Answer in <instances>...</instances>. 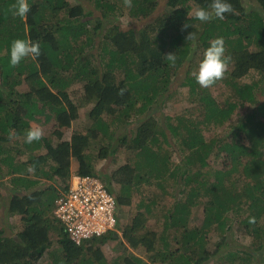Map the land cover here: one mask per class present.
Segmentation results:
<instances>
[{
    "label": "trees",
    "instance_id": "16d2710c",
    "mask_svg": "<svg viewBox=\"0 0 264 264\" xmlns=\"http://www.w3.org/2000/svg\"><path fill=\"white\" fill-rule=\"evenodd\" d=\"M89 1L97 14L81 0H28L31 11L22 20L8 11L14 0H0V165L7 166H0V178L15 190L6 212L18 218L11 233L0 227V264H109L102 252L108 243L119 249L112 264H203L222 245L209 253L206 236L224 235L232 218L250 240L243 251L229 249L226 261L264 264V99L257 81H241L251 72L264 76V0H254L258 9L249 12L242 0H228L238 14L206 24L189 12L211 0H164L163 12L156 10L158 0H133L131 9L123 0ZM124 15L145 19L142 30L121 27ZM190 31L196 41H186ZM217 37L232 57L217 82L227 88L221 99L192 75ZM17 38L39 42L42 54L13 68L10 45ZM170 52L174 65L164 57ZM182 66L189 111L167 116L164 124L154 112L139 120L159 97L179 93L170 85ZM82 106L90 108L77 124ZM133 120L139 123L130 138L115 135ZM227 121L223 135L219 127ZM32 122L51 124L52 136L25 143ZM68 129L70 137L60 139ZM207 130L213 134L206 140ZM13 143L24 147L22 154ZM119 151L126 160L109 175L96 167ZM31 164L34 173L27 171ZM73 174L100 178L114 195L118 218L114 231L79 244L52 212ZM170 185L179 186L180 197L159 203ZM152 187L157 190L144 195Z\"/></svg>",
    "mask_w": 264,
    "mask_h": 264
},
{
    "label": "rangeland",
    "instance_id": "374dc122",
    "mask_svg": "<svg viewBox=\"0 0 264 264\" xmlns=\"http://www.w3.org/2000/svg\"><path fill=\"white\" fill-rule=\"evenodd\" d=\"M69 1H73V0H69ZM110 1L117 2L118 5H120L119 0H110ZM81 3H83L85 11L87 12L93 11L94 14H97V11H95V9L93 10V5L90 3L89 0H81ZM242 3L248 12L252 9H258L254 0H242ZM195 8L196 7L194 6L190 10L189 16H192L191 13L194 11ZM156 10L158 12H163L164 10H168V8H166V4L164 0H158ZM151 18H154V16ZM118 22L121 27L131 26L135 29L142 30L146 20L145 19L140 20L139 18H131V17H128L127 15H124V16H118ZM105 23L107 22L104 21V24ZM95 50L96 48H92L91 50H89V52L95 53ZM185 69L186 67L182 66L180 67L179 71L177 70L178 72L177 74L173 76V80L170 85L171 91L178 89L179 93L178 94L175 93L174 95L167 94L166 96L159 97L156 101L153 102L152 110L150 109L149 111L143 113L140 116L139 120H143L144 117H146L148 113L154 112L156 113V116L158 117V120L161 122V124H164L166 122L167 116L173 118L176 115H183L187 111H189L190 108H188L189 104L187 103V88L180 87L181 81L183 80V76H184L183 73ZM241 81L242 82L257 81L259 84L258 94L261 96L262 99H264V94H261V92H264V76L260 77L259 74L251 72L247 77H244ZM76 87L78 86L75 85V88ZM211 88L214 93L213 95H215L217 99H221V96L219 95L220 92L227 91V88H225L220 83L214 85ZM89 108L90 107L88 106L81 107L80 118L76 121L77 124H80L81 121L84 120L86 112L88 111ZM197 114L198 112H194V115H197ZM232 118L235 121L238 117L233 116ZM139 120H133L132 122H130L131 124H126V125L121 126L120 128H117V130L115 131V135H118L121 133V134L128 135V138H130L134 134V130L137 124L139 123ZM32 125L42 126L44 129L45 137L52 136V133H51L52 125L51 124H42L40 122L39 123L32 122ZM224 125L225 126L219 127V132L221 131V134L226 135L229 129V127L226 126L228 125V121L225 122ZM71 132H72L71 129L65 130L64 135L60 139H67L68 137H70ZM212 134L213 132L211 130H207L206 133L204 132L205 139L207 140L208 137L211 136ZM18 140L20 144L22 141L20 138H18ZM10 141H12V139ZM13 144L15 145L16 143H13ZM96 148L97 147H95L92 150H95ZM22 153L23 152H21L20 154ZM172 155H173L172 159L176 161L175 159L176 154L172 153ZM20 156L23 157L24 155L23 156L20 155ZM125 160H126V156L123 154L122 151H119L116 153V155L112 156L107 161H105L104 159L98 160L96 167L99 168L101 166L102 167L104 166L106 168L105 169L106 175H109L116 168V166L122 164L123 162H125ZM71 162H72L71 169L72 171H74L76 169L77 163L74 162L73 160ZM215 165H217V163H215ZM0 183H1V186H0V227H2L6 233H9V232L11 233L14 229L16 230V228H18V218L17 217L11 218V216H8L6 212V207L8 203L9 194L11 193L13 194L15 190L12 189V185L8 182V180H6V178H4V180L1 181ZM167 188H168V190L166 191L167 193H164L162 199L158 200L159 203L170 204L175 199V197L177 198L180 197L179 186L170 185ZM155 190H157L155 187L146 189V193L144 195L150 196V193H152V191H155ZM138 199H139V196L133 199V204H132L133 207L137 204ZM127 214L128 215L126 216L128 217L130 213H127ZM201 218L202 216L200 214V210H197L195 208L193 210V223L194 224L200 223ZM124 221H125V218H123L120 222L122 223ZM237 221H238L237 218H232L231 221L229 222L230 229L228 230V232H226L222 236L217 232H210L206 236L205 247L209 251V253L211 251H214L213 250L214 247L221 240H222V245L219 247V251L213 252L214 254H212L209 260L207 259V261H205L203 264H239V262L230 263L229 260L227 259L226 261L224 257V255L228 253L227 251L229 249H234V250L238 249V250L243 251L244 249L247 248V245L249 243L250 235L246 232V230L240 224L237 223ZM150 225H153V222H150ZM118 251H119L118 247L115 246V244L113 243H108L102 246V252L105 255L104 259L109 264H112L116 260L118 256ZM243 253L244 252H242V254Z\"/></svg>",
    "mask_w": 264,
    "mask_h": 264
},
{
    "label": "clouds",
    "instance_id": "9594fccd",
    "mask_svg": "<svg viewBox=\"0 0 264 264\" xmlns=\"http://www.w3.org/2000/svg\"><path fill=\"white\" fill-rule=\"evenodd\" d=\"M125 8H133V0H123ZM8 11L13 17H19L20 19H26L27 14L31 11V6L28 0H14L9 6ZM229 14H238L233 5L228 0H211L207 7H197L191 13L193 18L199 21L201 24L209 23L213 20L223 21ZM189 28L186 23L182 26V31ZM186 41H196L197 35L194 32H188ZM41 45L39 42L33 43L30 39H14L10 45V65L15 68L20 63L31 58L33 60L41 56ZM167 61L173 65L176 62V53L170 52L165 56ZM232 63V57L227 54V48L223 37H217L210 42V46L207 47L203 53V58L198 65V70L193 72L192 75L196 83L201 88H211L226 78L229 71L230 64ZM124 89H121L118 94L123 95ZM44 129L40 125L30 126L24 133V142L32 144L39 142L44 138ZM12 135L9 139H13ZM36 164L29 165L27 171L34 173L36 171Z\"/></svg>",
    "mask_w": 264,
    "mask_h": 264
},
{
    "label": "built area",
    "instance_id": "2783aa9c",
    "mask_svg": "<svg viewBox=\"0 0 264 264\" xmlns=\"http://www.w3.org/2000/svg\"><path fill=\"white\" fill-rule=\"evenodd\" d=\"M53 214L75 244L117 228V207L107 185L92 175H71L67 189L54 202Z\"/></svg>",
    "mask_w": 264,
    "mask_h": 264
},
{
    "label": "crops",
    "instance_id": "0c3cea01",
    "mask_svg": "<svg viewBox=\"0 0 264 264\" xmlns=\"http://www.w3.org/2000/svg\"><path fill=\"white\" fill-rule=\"evenodd\" d=\"M13 148H16L17 150H18V152H23V148L22 147H19V146H16V145H11ZM10 151V150H9ZM25 152H26V150H25ZM11 154H12V152H10ZM1 167H2V170H4V169H6L7 168V166L6 165H4V164H1L0 165ZM4 178H6V177H4ZM4 178H0V182L1 181H3L4 180ZM0 186H1V183H0Z\"/></svg>",
    "mask_w": 264,
    "mask_h": 264
}]
</instances>
